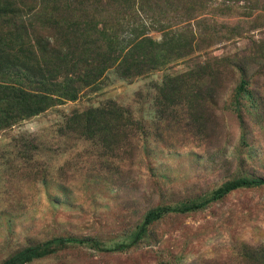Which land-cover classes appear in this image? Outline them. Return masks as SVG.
Wrapping results in <instances>:
<instances>
[{
    "label": "rangeland",
    "instance_id": "374dc122",
    "mask_svg": "<svg viewBox=\"0 0 264 264\" xmlns=\"http://www.w3.org/2000/svg\"><path fill=\"white\" fill-rule=\"evenodd\" d=\"M158 1L159 14L105 18L125 42L114 48L132 50L129 33L155 50H177L188 38L187 57L159 59L131 80L109 71L100 89L0 133V264L58 238L68 242L25 264H240L245 247L264 257V187L161 217L127 248L150 210L207 199L241 177L264 179V0ZM218 65L228 69L216 73ZM198 66L200 85L187 76L162 99L164 76ZM242 79L248 96L237 91ZM106 100L140 123L114 137L116 148H106L104 134L88 139L63 127Z\"/></svg>",
    "mask_w": 264,
    "mask_h": 264
},
{
    "label": "trees",
    "instance_id": "16d2710c",
    "mask_svg": "<svg viewBox=\"0 0 264 264\" xmlns=\"http://www.w3.org/2000/svg\"><path fill=\"white\" fill-rule=\"evenodd\" d=\"M154 1L0 0V133L47 111L61 99L76 101L79 93L100 89L109 71L121 80H131L155 70L160 64L159 59L170 61L187 57L189 52L184 49L190 48L188 38L177 46V50H155L152 40L144 38L137 41L138 38L129 33L128 42H134L132 50L114 48L118 40L116 26L119 25L113 24L116 16L126 10H129V15H137L136 12L143 8L159 14L161 8L155 10L152 7ZM106 17L114 19L107 21ZM124 43L118 44L123 46ZM225 63H228L227 60ZM197 68L201 67L174 77L164 76L161 89L165 94H161L162 99H167V93L170 97L176 96L179 90L177 84L183 83L187 76L192 75L200 85ZM227 69L226 65H218L216 73ZM247 85V81L242 79L237 89L240 95L248 96ZM63 127L88 139L104 134V143L109 149L116 148L121 141L114 140V137L122 138L126 132L139 129L140 123L128 110L112 100H106L98 106L73 112ZM23 145L27 153L29 148L25 141ZM262 187L264 179L241 177L224 183L207 199L181 203L172 208L152 209L145 214L137 232L131 236L130 245L126 247L145 236L146 226L161 217L196 212L235 190ZM66 242L68 240L58 238L41 246L27 247L2 264H25L44 256V248ZM259 252L258 249L245 247L240 264H264V257Z\"/></svg>",
    "mask_w": 264,
    "mask_h": 264
}]
</instances>
